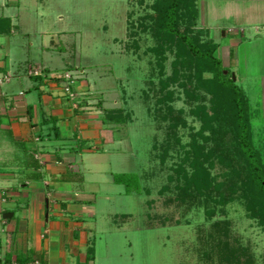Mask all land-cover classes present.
Wrapping results in <instances>:
<instances>
[{
	"label": "rangeland",
	"instance_id": "rangeland-1",
	"mask_svg": "<svg viewBox=\"0 0 264 264\" xmlns=\"http://www.w3.org/2000/svg\"><path fill=\"white\" fill-rule=\"evenodd\" d=\"M193 2L196 14L189 23L187 16H182L179 31L189 33L201 46L215 45L225 74H231L234 80L237 77L236 85L241 83L240 74L226 68L224 34H212L209 26L199 22L195 0H183L181 5L187 11L193 9ZM154 3L155 0H0V16L13 17L15 36L22 41V48L14 49L15 53L29 51L31 60L43 61L52 70H60L57 68L68 62L67 68H72L73 75L81 81L80 88H84H78L79 93L83 94L88 84L86 97L82 95V103H73L72 109L80 115L101 114L100 118L105 111L116 112L111 115L121 120L120 125L103 124L115 130L114 137L119 139V143L110 145L103 169L93 167L91 173H85L87 181L76 184L86 189L87 195L93 193L91 199L100 208L97 212H106L104 217L107 213L116 215L109 222L119 227L108 230L109 222L101 219L103 234L97 238L94 264L200 263L195 252L197 228H206L210 214L218 212L220 194L229 200L247 189L246 168L230 163L216 135L212 141L209 124L216 123L210 120L214 113L209 102L212 95L206 87L199 89L200 83L189 76V69L181 67L184 74L171 82L177 49L154 38ZM44 32L46 36L42 37ZM48 36L54 50L42 52L40 45L48 41ZM42 75L52 80L44 71ZM211 76L206 71L201 74L204 80ZM203 96L205 100H201ZM258 145L264 164V150L260 151L262 146ZM210 151L213 155L205 162L204 156ZM194 160L198 164L191 166ZM228 162L230 165H226ZM129 173L139 177L140 192L127 194L123 186L114 183V174ZM185 190L202 194L203 204L182 215L180 209L168 206L166 201ZM226 212L235 233L244 241L250 240L255 245L254 254L262 256L264 232L253 226L256 220L247 218L244 207L235 201L228 204ZM147 213L170 216L171 224L179 225L146 227ZM263 261L264 258L260 263Z\"/></svg>",
	"mask_w": 264,
	"mask_h": 264
},
{
	"label": "crops",
	"instance_id": "crops-1",
	"mask_svg": "<svg viewBox=\"0 0 264 264\" xmlns=\"http://www.w3.org/2000/svg\"><path fill=\"white\" fill-rule=\"evenodd\" d=\"M195 1L199 22L209 26L212 34H224L226 68L240 74L242 82L237 86L247 99L254 145L262 146L258 147L262 151L264 0ZM14 28L13 17L0 16V76L9 77L0 84V217L12 214L10 219H0V264L32 259L43 264H94L97 238L103 234L101 219L109 222L116 215L104 217L106 212H97L93 193L88 196L76 184H84L85 173L93 167L103 169L110 145L119 139L115 130L103 125L101 114L80 115L72 109L59 83L32 75L40 69L54 74L72 68L66 62L60 70H52L43 61L31 60L29 51L15 53L22 41ZM46 39L41 51H53L50 36ZM87 88L86 83L84 92ZM115 225L109 222L108 230L119 228ZM233 229L237 232L235 225ZM242 242L254 250L250 240ZM89 249L93 259L87 262ZM254 255L262 264L264 254Z\"/></svg>",
	"mask_w": 264,
	"mask_h": 264
},
{
	"label": "trees",
	"instance_id": "trees-1",
	"mask_svg": "<svg viewBox=\"0 0 264 264\" xmlns=\"http://www.w3.org/2000/svg\"><path fill=\"white\" fill-rule=\"evenodd\" d=\"M182 1L155 0L153 9L157 15L155 18L151 17L152 29L154 28L156 34L154 38L161 44L165 42L171 48L175 46L177 49L176 60L172 64L171 82L178 81L184 74L180 71L181 67L189 69V76L198 79L199 89L207 88L206 91L212 95L209 102L213 105L214 113L210 120L216 122L215 125L209 124L212 130V141L216 135V139L219 138V142L227 150L224 155L230 159V163L246 168L244 175L247 179V189L241 196L226 200L227 198L220 194L218 202L221 205L218 212L214 211L210 214L211 221L209 220L210 223H207L206 228H197L195 252L198 255V261L203 264H258L251 246L245 245L241 236L234 232V223L228 218L226 212L228 204L234 201L240 203L245 209L247 218L252 221L256 220L257 227L264 232V164L254 145L247 99L232 79L231 74H225L216 54V46H201L189 33L183 34L179 31L182 16L186 15V21H191L193 15L196 14L194 2L192 3L193 9L186 11L181 5ZM6 23L7 30H10L9 21ZM205 71L212 74L211 78L202 79L201 74ZM203 97L204 99L201 98V100L206 99L205 96ZM115 113L105 111L103 123L120 125L119 117L114 118L111 115ZM212 155L213 151L207 153L204 156L205 162ZM194 164H198V161L194 160L191 166ZM238 174L240 177V172ZM113 178L114 183L123 186L127 194L138 193L141 190L139 177L136 174H114ZM200 196L202 194L188 193L185 190L175 197L168 198L166 202L168 206L173 205L175 209H180L181 214L184 215L190 213L193 208L201 207L203 200ZM169 217L150 216L147 213L144 225L149 228L164 227L167 223L171 224L172 217ZM171 225L177 226L179 223L174 222ZM91 251L89 249L87 252V262L93 259Z\"/></svg>",
	"mask_w": 264,
	"mask_h": 264
},
{
	"label": "built area",
	"instance_id": "built-area-1",
	"mask_svg": "<svg viewBox=\"0 0 264 264\" xmlns=\"http://www.w3.org/2000/svg\"><path fill=\"white\" fill-rule=\"evenodd\" d=\"M43 72L40 70H35L32 72V75L37 76V77H44ZM50 79L53 81L59 83L61 85L62 93L66 97V99L73 105V103H82L81 100H83L82 95L84 96V93L81 94L78 91V82L80 81L78 76L73 75V71L70 70L68 72H60V73H54V74H49L48 75ZM9 80L8 76H0V84L3 82H6ZM86 97V96H84ZM85 99V98H84ZM1 264H43L39 260L34 259L29 262L25 263H19L16 260H13L9 263H1Z\"/></svg>",
	"mask_w": 264,
	"mask_h": 264
},
{
	"label": "water",
	"instance_id": "water-1",
	"mask_svg": "<svg viewBox=\"0 0 264 264\" xmlns=\"http://www.w3.org/2000/svg\"><path fill=\"white\" fill-rule=\"evenodd\" d=\"M12 217V214H4L0 217V219H10Z\"/></svg>",
	"mask_w": 264,
	"mask_h": 264
}]
</instances>
